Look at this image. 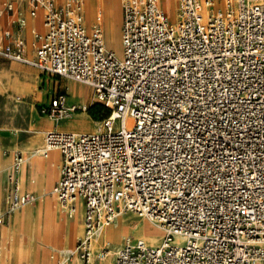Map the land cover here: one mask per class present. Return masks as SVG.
Wrapping results in <instances>:
<instances>
[{"label":"built area","instance_id":"2783aa9c","mask_svg":"<svg viewBox=\"0 0 264 264\" xmlns=\"http://www.w3.org/2000/svg\"><path fill=\"white\" fill-rule=\"evenodd\" d=\"M121 1L118 58L99 24L87 28L81 0H0L9 19L0 57L81 84L109 110L98 131L52 130L43 151L61 155L51 194L82 235L66 261L95 264L103 229L132 213L163 233L158 245L126 237L113 264H264V0ZM27 17L34 58L27 57ZM81 109L56 91L43 114ZM131 124L127 125L126 121ZM27 155L13 153L1 228L36 197L20 189ZM1 256V247H0Z\"/></svg>","mask_w":264,"mask_h":264},{"label":"crops","instance_id":"0c3cea01","mask_svg":"<svg viewBox=\"0 0 264 264\" xmlns=\"http://www.w3.org/2000/svg\"><path fill=\"white\" fill-rule=\"evenodd\" d=\"M62 1L63 0H56V2ZM81 1L83 5L84 18L92 19V25L95 23L100 25L103 32L105 45V39L111 29L112 23H115L117 21L121 23V1L112 0L111 3L109 2V0ZM90 8H92V10ZM92 25H90L89 27H91ZM8 27V17L6 15H0V45L2 43V32ZM40 28V19L27 17V24L23 31V35L27 41L26 53L28 59L34 58V52L31 48V43L33 41L31 32L34 29L40 30ZM32 68L34 67L19 62L6 61L0 57V213L4 209L6 190L9 186L6 180V176L11 172L13 153L15 151H21L22 153L27 155V158L19 175L20 189L22 192L33 194L37 198L35 204L39 199L44 197L41 205H43L46 218L44 231L47 240V238L51 234L53 219V204L51 201V198L53 196L51 194V191L54 184L59 178L62 160L61 155L58 151H51L50 154H47V157H43L39 152L44 146V143H41L40 141L42 139L44 141L45 133L52 130H58L55 127V122L47 116L35 118L34 112L32 110L27 111L25 107H20V104H22V102H20V95L24 97H30L29 92H31L37 86L36 72ZM13 99H16V101ZM74 99L73 101L79 100L76 97ZM80 117L82 116L74 114L68 120H73ZM86 122H88L87 119ZM94 129L95 128L91 125L89 127H85L83 125L79 126L75 124L72 125L70 129L58 131L91 133L96 131ZM31 132H33L34 135L24 138L20 144V134H28ZM58 160L60 161V163L58 162ZM57 176L58 178H56ZM47 184H51L48 189L47 187H44ZM29 206L32 205H28L27 207ZM37 206L39 207V205ZM35 207L36 206H34V208ZM25 208H23L22 210H24ZM22 210H18L13 213L1 228L0 264H35V260L31 255L20 257V211ZM77 217L80 219L79 216ZM117 220L118 218L114 221L113 224L106 227L104 230L113 227L117 223ZM58 227L59 223L56 222V228ZM80 227L82 228L81 225H79V229ZM77 232L78 227L75 226L74 233L76 234ZM35 247L44 249L48 248L49 245L36 246L35 244L33 245V243L30 242L28 243V245L23 246V248L28 249V251H33ZM117 247L118 246H116L115 249ZM38 264H50V260L47 257L38 261ZM60 264L68 263L66 260H63ZM70 264H76L74 259L72 260V262H70ZM95 264H113V257L112 255H110L104 260L96 261Z\"/></svg>","mask_w":264,"mask_h":264},{"label":"rangeland","instance_id":"374dc122","mask_svg":"<svg viewBox=\"0 0 264 264\" xmlns=\"http://www.w3.org/2000/svg\"><path fill=\"white\" fill-rule=\"evenodd\" d=\"M199 1L201 2L204 0H199ZM109 2L111 3L112 0H109ZM166 3H167L166 0H160L161 7H163V5H166ZM176 10L171 8L169 10V15L168 13H166L168 15L169 21L172 23H174L177 18ZM84 23L87 28L90 25H92V21L90 18L89 19L84 18ZM120 26H121V23H118V21L115 23L113 22L111 29L105 39L106 49L114 52L118 58H121L123 54V48L121 44V35H120ZM32 69L36 72L37 86L31 92H29L30 97H24L20 95V102H22V104H20V107H25L27 111L32 110L34 112L35 118L46 116L45 114H43L42 109L48 106L50 96H52L56 91L66 92L70 102L81 109V111L76 113V115L82 116L80 118H75L73 120L67 119L63 121H56L55 127L58 130L70 129L72 127L71 125L73 124L75 125V123L77 125L82 124L85 127H89L91 125L92 127L97 129L101 126V122L103 121V119H105L109 115V110L105 108V106L102 105L98 101V99L96 98L95 94L93 93L91 89L81 84L74 83V82L68 81L63 78L52 77L44 73L42 74L37 69H34V68ZM75 97L78 98L79 100L73 101ZM13 100L16 101V99H13ZM0 109H1V99H0ZM85 118L90 124L86 122ZM63 127H68V128H63ZM33 135H34L33 132L28 133V134H20V144L24 138L28 136H33ZM41 142L43 143V139L41 140ZM58 162L60 163L59 160ZM56 178H58V176ZM50 186L51 184H47L44 187H47L48 189ZM51 201L53 204V212H52L53 219H52V226H51L50 244L48 248H44V249L38 248V252L40 254V259H45L48 257L50 260V264H60L64 259H67L69 255V254H66L64 250H70V251L73 250L76 241L82 235V228L80 227L79 229V225H81V221L78 217H74L73 219H68L63 214L60 213L57 203L53 197L51 198ZM38 203H39V200L37 201L36 204L38 205ZM34 204H32V206H29V207L27 206L22 207V208H25V207L26 208L20 211V215H23L25 211L29 209L34 211L36 208V207L34 208V206H37L36 204L35 205ZM120 218L126 224L130 223L132 225V226L131 225L128 226L127 231L124 232L123 235L127 234L131 238H141L150 245H158L160 243L163 234L160 233L159 230L155 229L154 224L152 225L149 221L142 219V218H138L129 212L122 214ZM56 222L59 223L58 228H56ZM116 224H118V222ZM75 226L78 227V232L76 234L74 233ZM142 227H144V232H145L144 235L138 232V230ZM20 233H22L21 227H20ZM120 245H118V247H120ZM102 247H107V246H105L103 243H100L98 241L97 248L100 249ZM116 249L115 247H112L113 252ZM72 260L73 259L70 258L67 261V263L70 264Z\"/></svg>","mask_w":264,"mask_h":264},{"label":"bare ground","instance_id":"6f19581e","mask_svg":"<svg viewBox=\"0 0 264 264\" xmlns=\"http://www.w3.org/2000/svg\"><path fill=\"white\" fill-rule=\"evenodd\" d=\"M208 1V0H204V1H201L202 5H203V13L204 15L206 16L207 15V8L206 6L204 5L205 2ZM212 1V4L214 5V9L217 10V11H220V10H224L225 9V3L223 0H210ZM166 5H163V7H161L160 5V1L158 0V5L159 7L163 10V12L165 13L166 17H168L169 15V10L172 8L174 10H176V5H175V2L174 0H166ZM95 8V7H94ZM92 10V8H90ZM86 10V9H85ZM94 12V11H93ZM174 12V11H173ZM168 13V15L166 14ZM92 15V13H91ZM92 18V17H91ZM97 18V17H96ZM120 18V17H119ZM92 20V19H91ZM93 23V22H92ZM119 23V22H118ZM118 35V34H117ZM118 38V37H117ZM105 46V45H104ZM106 48V47H105ZM114 49V48H113ZM114 51V50H113ZM81 121V120H80ZM88 123V122H87ZM127 125H130L131 122L130 120H127L126 121ZM76 124V123H75ZM81 124V123H80ZM36 125V124H35ZM67 125V124H66ZM74 125V124H73ZM82 125V124H81ZM72 126V125H71ZM80 126V125H79ZM35 128V127H34ZM100 128V127H99ZM99 128H95L94 130L98 131ZM29 130V129H28ZM37 130V129H36ZM94 131V132H96ZM74 133V132H73ZM42 137V136H41ZM38 138V137H37ZM36 138V139H37ZM35 139V138H34ZM40 139V138H39ZM41 140V139H40ZM35 141V140H34ZM41 142V141H40ZM42 143V142H41ZM43 151V148L39 151L40 153ZM51 151H55V150H51ZM50 151V152H51ZM50 152H48L50 154ZM47 153V154H48ZM54 155V154H53ZM36 157V156H35ZM50 164V163H49ZM50 166V165H49ZM23 167V166H22ZM21 167V169H22ZM51 169V168H50ZM45 178V176H44ZM45 183V181H44ZM2 187V186H1ZM3 194V193H2ZM44 197L39 199V207L36 206L35 210L32 211V210H27L25 211V213L23 215H20V227L22 229V233H20V257H24L26 255H31L33 256L34 258V262L36 264H38V261H40V254L38 252V248L35 247L34 250L32 251H28V249H25L23 248L24 245H28V243H33V245L35 244L36 246L37 245H49L50 244V237H51V234L50 236L47 238L46 240V235H45V231H44V224H45V214H44V209H43V205H41L42 201H43ZM2 203V202H1ZM28 206V205H27ZM23 209V208H22ZM20 209V210H22ZM124 214V213H121L117 216L118 220V224H115L114 227H111L109 229H106L102 231V233L100 234V237H99V242L100 243H103L105 246H107L110 250L108 256L112 255L113 254V251H112V247H116L120 244H122V240L126 237H128L129 235L125 234L123 235L124 232L127 231L128 229V226H130L131 224H126L120 217L121 215ZM116 218V219H117ZM144 219V218H142ZM146 220V219H145ZM148 221V220H147ZM139 222V221H138ZM114 223V222H113ZM112 223V224H113ZM134 223V222H133ZM137 223V222H136ZM151 223V222H150ZM152 224V223H151ZM111 225V224H110ZM108 225V226H110ZM134 225V224H133ZM153 225V224H152ZM107 226V227H108ZM132 226V225H131ZM138 228V227H137ZM154 229V228H153ZM155 229L159 230L157 226H155ZM134 230V228H133ZM138 230V229H137ZM160 233L161 230H159ZM138 232L142 235H144V227L140 228L138 230ZM163 234V233H162ZM143 240V239H142ZM71 251L70 250H67L65 251L66 254H69ZM107 256V257H108ZM106 257V258H107ZM104 258V259H106ZM102 259V260H104ZM66 260V259H64ZM75 261V259H74ZM33 262V261H32Z\"/></svg>","mask_w":264,"mask_h":264}]
</instances>
